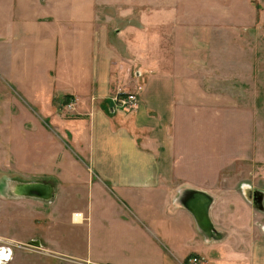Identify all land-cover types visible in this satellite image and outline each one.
Here are the masks:
<instances>
[{"label": "rangeland", "instance_id": "rangeland-1", "mask_svg": "<svg viewBox=\"0 0 264 264\" xmlns=\"http://www.w3.org/2000/svg\"><path fill=\"white\" fill-rule=\"evenodd\" d=\"M111 92L133 103L119 109ZM119 136L172 170L137 208L179 235V253L203 249L207 226L229 238L226 257L190 251L182 264H236V248L252 260L247 248L264 245V0H0L2 264H112L83 252L92 218L57 188L62 173L81 187L82 153ZM168 188L185 192L187 215L170 212ZM137 221L122 238L107 227L99 256L159 260L156 240L131 239Z\"/></svg>", "mask_w": 264, "mask_h": 264}, {"label": "crops", "instance_id": "crops-1", "mask_svg": "<svg viewBox=\"0 0 264 264\" xmlns=\"http://www.w3.org/2000/svg\"><path fill=\"white\" fill-rule=\"evenodd\" d=\"M109 101L111 102V96L109 97ZM121 138L122 136H119L117 139L113 138L112 140L111 138H104V143L107 142V144L102 146V150L98 148L94 149L93 144L88 145L89 148L82 153V158H84L83 162L86 165L87 172H91V174L88 176L87 181H84V179L82 180L81 187L68 184L69 178L64 177L66 173L60 175L62 177V183H59V189L57 188V191L60 190L61 197H64L63 193L65 189L69 191L66 196L67 198H70L77 192V195L83 197L79 199L81 207L85 208L84 210L88 215V219L89 217L92 218L86 228V232L88 231L87 238L91 241L92 245L90 251L87 252L83 251V247L77 242L79 247H82V251L91 255L94 262L97 263L107 261L112 264H134L133 261L129 260L127 257L109 256L108 258H101L98 250L99 245L102 243L101 234L103 231L107 230V227L109 230L110 226L113 225L114 228H112V230L114 234H118L119 238H122V231L123 234H126L124 226H126L131 217H133L138 220L136 227L139 228L140 231L132 233L131 239L133 238L132 236H135L137 239H147L148 241L151 239L153 241L156 240L157 248L162 250V256L159 260L157 259L147 264H182L181 260L186 252H209L210 255L213 256V252L216 248L224 250L222 252L226 257L228 252L225 250L230 248V245L227 243L229 238L224 239L223 242L222 240H220L221 242H217L219 241L217 238H221L222 236L217 232L215 234L216 240L211 239L209 236H212L214 231L212 228H209V226L204 230V237H202L200 232L196 229L197 234L201 236L199 237L204 250L196 247L197 243L195 242L189 251L179 253L175 242V239L180 240L179 235L176 236L175 233L168 232L164 228L156 229L154 222L149 216H145L142 211L137 208V204L141 200L147 197L152 200V198L157 195V192H161V190H157L158 185L165 183V178L163 176L172 174V170L164 165V159L161 160V158H163L161 152H142L133 150L132 145L130 143L127 144L126 141L121 140ZM58 174H60V171ZM77 175L79 176L80 174ZM70 177L73 179L72 175ZM146 192H149L148 196ZM165 192L168 194L165 200L168 202V208L174 216H179V213L183 215L189 213L185 210L186 208H184V203L182 201V196L185 192L179 193L178 188L176 190H170L168 188ZM249 194L247 190H244L242 195L244 199L248 200ZM194 195L193 192L188 191L186 197H192ZM169 197L171 199L170 203ZM191 202L192 201H185V203H189L188 207L193 210ZM76 215L78 214H74L73 220H75L74 217ZM80 217L81 219L79 221L83 219L82 215ZM75 221L79 222L77 220ZM236 222H240L238 226L243 223L241 221ZM121 226L123 227L121 228ZM145 229L148 230V232L144 231ZM261 236H264V223L261 225V230L259 229L256 231V237L259 239ZM66 245L69 248L72 244H68L67 242ZM235 251L236 264H264V245L255 247L254 244L251 249L247 248L248 254L252 251V260L248 258L246 260L243 259L242 255L245 254L244 251L240 252L238 248H236ZM260 254L261 257L259 258L258 256ZM218 257L220 261L228 260L222 257L221 253ZM223 264L231 263L225 262Z\"/></svg>", "mask_w": 264, "mask_h": 264}, {"label": "built area", "instance_id": "built-area-1", "mask_svg": "<svg viewBox=\"0 0 264 264\" xmlns=\"http://www.w3.org/2000/svg\"><path fill=\"white\" fill-rule=\"evenodd\" d=\"M134 97L130 94L112 93L111 102L119 109H127L128 105L133 103ZM217 233V232H216ZM202 257L196 254L189 257L187 264H202Z\"/></svg>", "mask_w": 264, "mask_h": 264}, {"label": "bare ground", "instance_id": "bare-ground-1", "mask_svg": "<svg viewBox=\"0 0 264 264\" xmlns=\"http://www.w3.org/2000/svg\"><path fill=\"white\" fill-rule=\"evenodd\" d=\"M75 220H77V221H79L80 219H81V217H80V215H76L75 217ZM211 239H215V234L213 233L212 234V236H209ZM0 264H2L1 262H0Z\"/></svg>", "mask_w": 264, "mask_h": 264}, {"label": "water", "instance_id": "water-1", "mask_svg": "<svg viewBox=\"0 0 264 264\" xmlns=\"http://www.w3.org/2000/svg\"><path fill=\"white\" fill-rule=\"evenodd\" d=\"M213 231H214V234H216V231L213 229Z\"/></svg>", "mask_w": 264, "mask_h": 264}]
</instances>
